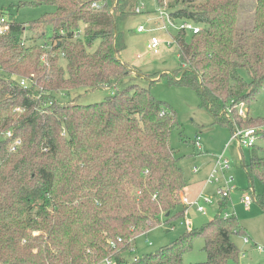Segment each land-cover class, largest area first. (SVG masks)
Listing matches in <instances>:
<instances>
[{"label": "trees", "instance_id": "16d2710c", "mask_svg": "<svg viewBox=\"0 0 264 264\" xmlns=\"http://www.w3.org/2000/svg\"><path fill=\"white\" fill-rule=\"evenodd\" d=\"M174 1L183 6H173L171 19L201 29L174 36L181 65L169 81L195 89L216 121L233 131L257 125L264 137V116L243 117L237 109L226 115L264 90V0L255 1L254 23L244 28L242 0ZM41 4L55 10L30 23L31 36L17 20L0 33V264H184L197 235L207 260L193 264L238 258L232 235L242 227L222 213L225 202L198 230L132 257L138 235L185 212L177 208L187 183L170 142L181 128L177 112L150 88L122 86L139 73L122 59L126 42L118 27L136 11L135 0L20 1ZM40 25L52 27L49 43L38 41L45 35V29L34 33ZM102 87L115 91L95 103L56 97L58 90ZM16 139L21 143L13 150ZM256 144L243 166L252 183L258 177L264 185L263 148Z\"/></svg>", "mask_w": 264, "mask_h": 264}, {"label": "rangeland", "instance_id": "374dc122", "mask_svg": "<svg viewBox=\"0 0 264 264\" xmlns=\"http://www.w3.org/2000/svg\"><path fill=\"white\" fill-rule=\"evenodd\" d=\"M20 1L22 0H0V14L8 20L25 23L26 36L29 37L32 33L30 23L39 19L44 13L55 10V7L50 4L21 6ZM255 1L242 0L238 21L240 27H249L254 23L252 19H254ZM175 4L183 6L181 2L175 3L174 0H163L162 5L159 0H135L136 11L118 22L126 42V48L121 53L122 59L134 70H139V73L134 71L127 77L122 86L138 83L150 88L158 99L169 103L176 110L181 128L172 131L170 142L176 154L180 156V165L189 190V196L184 193L182 203L177 208L179 212L185 211L184 214L172 222H166L165 218H162L160 224L138 235L136 247L131 255L139 257L156 252L160 246L172 242L187 230H198L217 215L220 211V203L225 202L222 213L236 216L242 227L239 232L232 235L239 248V256L231 258L228 264H264V185L258 177H255L252 183L243 166L250 161L251 149L239 145L229 125L215 120L214 114L202 106V98L195 89L169 81V75L181 65L178 47L174 40V36L179 31L177 25L180 21L169 22L166 18L167 12H170ZM138 7L141 8L140 12H137ZM160 9L166 14H161ZM193 24L200 25L195 22ZM164 25L166 27H163ZM140 26L144 27L143 31H138ZM43 29L45 27L40 25L34 33ZM51 34L52 27L47 26L45 35L38 41L49 43ZM152 37L158 38L157 52L151 46ZM188 37H191L190 32ZM240 74L244 79H250L245 69L241 68ZM154 79L156 81L152 82ZM114 91V88L107 87L94 90L78 89L71 91L70 94L58 90L56 97L61 101L78 98L80 103L90 104L105 100ZM242 103H244V114L239 110ZM236 105L235 108L231 106L227 108L226 115L235 114L237 109V113L243 117L247 115V111L251 115L264 116V90L250 105L245 102ZM239 128L260 127L255 125ZM256 145L263 148L262 154H264L263 136L257 139ZM220 156L229 160L230 168L218 172L219 180L214 179L213 182H209L208 178ZM229 180L231 181L228 182ZM221 189L230 190V194L227 197L222 196ZM245 194L252 198L249 206L243 202ZM185 197H188L189 203L184 202ZM197 197L212 199L210 204L200 202L205 205V213L198 210V203L193 202ZM245 237L249 239L248 242L245 241ZM204 245V238L197 235L192 246L184 254V264L207 260Z\"/></svg>", "mask_w": 264, "mask_h": 264}, {"label": "built area", "instance_id": "2783aa9c", "mask_svg": "<svg viewBox=\"0 0 264 264\" xmlns=\"http://www.w3.org/2000/svg\"><path fill=\"white\" fill-rule=\"evenodd\" d=\"M100 5H101L100 1L94 2V6L100 7ZM140 11H141V8L138 7L137 12H140ZM160 12H161V14L165 13V11H163L162 9H160ZM167 13L168 14H167L166 18L168 19V21L169 22H175L171 19L169 12H167ZM177 26L180 30L185 29L187 31H192L193 33H197L201 29L200 25L193 24V22L188 21V20L181 21L180 24H178ZM163 27H166V25H164ZM8 28H9V20L6 17L2 16L0 18V33L1 34L6 33ZM143 30H144L143 26H140L138 28V31H143ZM158 44H159L158 38L152 37L151 46L155 49L156 52L158 51V49H157ZM27 82L28 81L26 79L21 80V84H23V85L27 84ZM21 110L22 109L20 107H17L15 109L16 112H21ZM239 110L242 114H244V103L241 104ZM245 114H246V112H245ZM257 132H258V129H255V128L240 129L239 127H237L234 131L233 136H234V138L237 139L240 146L250 147V146L254 145L257 142V139L259 138ZM6 135L9 137L12 136V131H10V130L7 131ZM20 143H21V140L16 139L14 141V145L12 147L13 150H15L16 146H18ZM229 168H230L229 160L223 156H220L215 167H214V169H213V171H212V173H211V175H210V177L208 178V181L213 182L214 179L219 180V177L217 176L218 172L219 171H226ZM230 181L231 180H229L228 182H230ZM220 192H221L222 196H224V197H227L230 194V190L221 189ZM201 201L205 202L207 204H210L212 202V199L209 197H202V198L197 197L194 199L193 202L198 203V210H200L202 213H205L206 212L205 205L203 203H200ZM184 202H186V203L190 202L188 197L184 198ZM243 202L246 206H249L250 203L252 202V198L248 194H245L243 197ZM224 215L229 216V214H226V213ZM188 224L189 223L186 221V225H188ZM245 241L248 242L249 239L247 237H245ZM258 248L262 249L261 246H258ZM106 264H116V262L112 259H106Z\"/></svg>", "mask_w": 264, "mask_h": 264}, {"label": "crops", "instance_id": "0c3cea01", "mask_svg": "<svg viewBox=\"0 0 264 264\" xmlns=\"http://www.w3.org/2000/svg\"><path fill=\"white\" fill-rule=\"evenodd\" d=\"M254 22V19H252V23ZM240 25H242V24H240ZM243 26V25H242ZM240 27V26H239ZM198 139V137H196V140ZM200 146V145H199ZM188 185V184H187ZM187 187L188 186H186V188H185V190H184V192H183V194L185 193L186 195H188L189 196V194H188V189H187ZM222 203H220V205H221Z\"/></svg>", "mask_w": 264, "mask_h": 264}]
</instances>
